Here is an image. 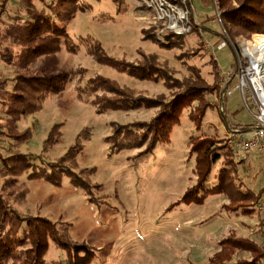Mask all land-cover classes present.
Here are the masks:
<instances>
[{"label":"rangeland","instance_id":"rangeland-1","mask_svg":"<svg viewBox=\"0 0 264 264\" xmlns=\"http://www.w3.org/2000/svg\"><path fill=\"white\" fill-rule=\"evenodd\" d=\"M48 1L36 0L35 4L42 8ZM88 1L92 9L79 12L68 25V32L75 42L89 36L100 40L110 55L130 61H138L142 51L157 53L160 60L169 63L173 75L178 78L188 73L187 63L183 62L180 53L187 51L193 54L194 47L201 43L205 53L195 57L192 62L202 67L208 80H211L210 60L217 62L218 83L222 85L223 80H227L232 88L237 83L235 72L240 60H243L242 50L248 45L246 42L254 41L256 35H263L254 34L248 39L237 36L232 39L223 25L221 15L217 17L213 0H191L202 32L198 30V35L190 33L182 49L164 50L156 42L144 38L143 30L151 28L157 40L165 42V36L158 38L157 26L151 25V20L144 17L136 0H123L122 14L117 12L114 0ZM21 4V0H9L8 12L15 13ZM4 19H7V15H4ZM204 31L213 43L220 41L223 36L233 41L234 46L229 42V47L223 50L215 48L208 51L202 43ZM238 41L243 45L237 46ZM58 58L59 71L68 72L73 79L66 84L63 92L49 96L40 111L20 119L19 129L30 128L33 135L18 149L33 154L31 162L40 166V156H44L47 161H54L80 138L83 148L77 157L79 166L95 168L92 182L102 186L95 195H107L109 204L99 207L90 203L86 192L73 186L68 178H64L62 186L57 187L45 180L27 179L23 175L14 178L16 184L24 183L29 188L26 199L14 205L20 213L47 217L57 222L59 229L67 227L73 240L85 241L94 246L97 254L92 264H206L220 249L219 242L232 231L239 237L254 238L264 244V237L260 233L264 210L260 211L258 207L256 212L247 215L230 212L226 210L229 199L224 194L208 195L203 204H177L197 180L194 173L196 155L190 156L189 153L191 138L211 136L217 143L222 139L218 144L226 146L225 129L229 125L244 128L252 122V115L244 107L238 91L225 96L223 110L220 109V98L210 96L214 105L206 112L200 130L192 124L188 110H185L180 123L173 128L170 140L160 143L152 153L139 155L141 149H138L111 155L104 140L112 133L111 122L149 120L156 109L99 114L93 105L78 99L77 87L101 74L149 96L163 94L168 100L172 91L163 82L140 81L97 63L83 45L76 53L63 48ZM39 64L41 62L35 65ZM4 70L5 73L10 72L8 67ZM58 123L61 124L60 134L56 137L55 145L45 153L43 141L50 128ZM9 148V141L0 139V154L8 155ZM225 152H231L227 146L219 151L220 159L205 183L203 192L216 184L219 170L227 157ZM244 160V163L243 160L236 161L240 164V180L235 182L239 184L242 181L244 188L258 193L264 188V158ZM234 172L231 170V175L234 176ZM64 257L65 252L51 244L46 255L47 261L62 262Z\"/></svg>","mask_w":264,"mask_h":264},{"label":"trees","instance_id":"trees-1","mask_svg":"<svg viewBox=\"0 0 264 264\" xmlns=\"http://www.w3.org/2000/svg\"><path fill=\"white\" fill-rule=\"evenodd\" d=\"M8 1H0V62L3 65L0 71V139H7L10 143L8 155L0 154V264H92L97 254L94 246L73 240L67 227L59 229L57 222L47 217L25 215L14 207L29 194V188L24 183L18 185L14 182V178L23 175L27 179L45 180L57 187L62 186L64 178H68L73 186L86 192L90 203L99 207L109 204L107 195H95L102 189L100 184L92 182L95 168L79 166L77 157L83 148L80 138L54 161L40 156V166L31 162L33 154L18 149L33 135L30 128L19 129L20 119L40 111L49 96L63 92L66 84L73 79L68 72L59 71L58 53L63 48L76 53L83 45L97 63L140 81L163 82L172 91L168 100L163 94L149 96L101 74L77 87L78 99L93 105L99 114L156 109L149 120L111 122L112 133L104 139L111 155L138 149H141L139 155L152 153L160 143L170 140L171 132L180 123L185 110H188L192 124L200 130L206 112L214 105L210 96L220 98L224 89L217 80L218 63L210 60L211 80H208L202 67L192 62L205 53L199 43L194 47L193 54L187 51L180 53L183 62L187 63L188 73L178 78L173 75L169 63L160 60L157 53L142 51L138 61H130L110 55L100 40L89 36L75 42L68 32V25L79 12L92 9L88 0H50L42 8L37 7L36 0H21V7L13 14L8 12ZM114 2L117 12L122 14L124 1ZM219 8L223 25L232 39L264 35V0H219ZM195 28L183 35L167 33L165 42L158 41L151 28L144 29L143 34L145 39L156 42L161 49L174 50L185 47L190 33L198 35L200 29ZM213 33L216 34L214 30ZM36 62L41 64L36 66ZM5 67L10 68V72L5 73ZM223 118L226 117L223 115ZM60 128V123L50 128L43 141L45 153L55 145ZM218 143L211 136L191 138L189 153L190 156L196 155L194 173L197 180L177 204H203L208 195L224 194L229 199L226 210L244 215L256 212L257 207L264 203V188L256 193L244 188L242 181L236 184L235 180H240V164L231 152H225L227 157L219 170L216 184L203 192L220 159L219 151L226 148ZM231 170L235 171L234 176ZM261 223L260 233L264 237V217ZM51 244L65 252L62 262L47 261ZM219 244L220 249L206 264H264V244L254 238L239 237L232 231Z\"/></svg>","mask_w":264,"mask_h":264},{"label":"built area","instance_id":"built-area-1","mask_svg":"<svg viewBox=\"0 0 264 264\" xmlns=\"http://www.w3.org/2000/svg\"><path fill=\"white\" fill-rule=\"evenodd\" d=\"M213 2L217 17L220 18L222 12L219 8V0H213ZM137 3L140 10H143L144 17L151 20L150 24L157 26L158 38L169 32L183 35L189 33L195 26L199 27L202 32L191 0H136V5ZM205 32L202 33V43L205 46L204 49L208 51L223 50L229 47V42L234 46L233 41L223 38L213 43L212 39L205 36ZM257 36L264 39V35ZM252 42H246L248 45L242 50L243 60H240L235 72L237 83L231 88L229 81L226 83L223 80L224 89L219 99L220 109L223 110L225 96L231 94L232 91H238L244 107L252 115V122L243 126L244 128L239 125V127L229 125L225 129L226 146L236 161L245 158L252 161L264 158V40L262 44L253 46L254 50L249 46ZM240 43L238 41L237 46L243 45ZM258 210H264V203L258 206Z\"/></svg>","mask_w":264,"mask_h":264},{"label":"bare ground","instance_id":"bare-ground-1","mask_svg":"<svg viewBox=\"0 0 264 264\" xmlns=\"http://www.w3.org/2000/svg\"><path fill=\"white\" fill-rule=\"evenodd\" d=\"M264 39H261L259 37H256V40H255V37H254V41L252 43H249V46L251 47V49L254 50V47L253 46H258L259 44H262ZM225 82H227V80H224Z\"/></svg>","mask_w":264,"mask_h":264},{"label":"crops","instance_id":"crops-1","mask_svg":"<svg viewBox=\"0 0 264 264\" xmlns=\"http://www.w3.org/2000/svg\"><path fill=\"white\" fill-rule=\"evenodd\" d=\"M249 124V123H248Z\"/></svg>","mask_w":264,"mask_h":264}]
</instances>
